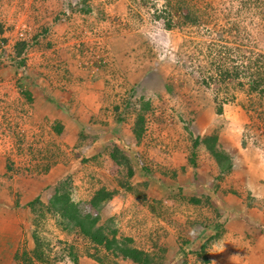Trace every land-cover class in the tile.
<instances>
[{
  "label": "rangeland",
  "instance_id": "374dc122",
  "mask_svg": "<svg viewBox=\"0 0 264 264\" xmlns=\"http://www.w3.org/2000/svg\"><path fill=\"white\" fill-rule=\"evenodd\" d=\"M212 133L227 173L193 145ZM13 184L38 198L16 264L93 252L46 211L54 188L89 216L113 190L101 220L153 264H264V0H0V187Z\"/></svg>",
  "mask_w": 264,
  "mask_h": 264
},
{
  "label": "trees",
  "instance_id": "16d2710c",
  "mask_svg": "<svg viewBox=\"0 0 264 264\" xmlns=\"http://www.w3.org/2000/svg\"><path fill=\"white\" fill-rule=\"evenodd\" d=\"M165 25L168 27L169 23H165ZM222 75H228V72H222ZM220 110V105H218L215 112L220 113ZM70 117H72L71 114ZM199 143L203 145L204 149L213 158L219 170V174L230 171L232 166L231 159L225 152L216 148L217 135L215 133L196 136L193 140V145L196 146ZM108 156L117 165L119 164V156L125 159L116 147H113V150H111ZM132 172V168L128 166L126 169L127 176H131ZM113 194V190L111 191L105 188H99L94 192L89 200V205L96 211L93 216L82 213L78 204L70 198L69 193L59 188H54L53 193L48 197L44 206L46 211L56 216L62 229L77 232L93 246L92 253L82 254L81 256H86L99 264H112L110 262L115 260L117 263L119 261H129L131 264H153V257L147 251L134 246L131 237L117 235V228L112 222V217L101 220L99 215L101 205L103 202L109 200ZM37 200L38 198H34L31 202L26 203V206L31 209L33 203ZM189 200L191 202H199L198 198L195 197H191ZM207 241L208 239L201 244L199 248L201 251L204 250V245ZM39 248L40 244L34 241L32 254L36 257L42 255L37 252ZM100 248L105 251L102 258L99 257ZM22 255H24V253L19 257L26 261L28 258L25 259ZM67 255L69 257V264H77L80 255L73 253L72 247L68 250ZM201 255L203 263H208L205 252L201 253ZM19 257L18 254L15 253L14 259L17 260Z\"/></svg>",
  "mask_w": 264,
  "mask_h": 264
},
{
  "label": "crops",
  "instance_id": "0c3cea01",
  "mask_svg": "<svg viewBox=\"0 0 264 264\" xmlns=\"http://www.w3.org/2000/svg\"><path fill=\"white\" fill-rule=\"evenodd\" d=\"M25 187L27 188V185L21 187L17 184H13L12 187L10 185L0 187V264H16L15 253L22 249L21 245L27 243L29 246L27 237L28 242L23 240L24 235H27L25 229L28 225V210L25 203L30 199L25 198ZM16 188L19 190H15ZM14 192L18 194L17 198L13 197ZM38 192L39 187L35 189L33 195H38ZM77 264L99 263L83 256L78 258Z\"/></svg>",
  "mask_w": 264,
  "mask_h": 264
}]
</instances>
